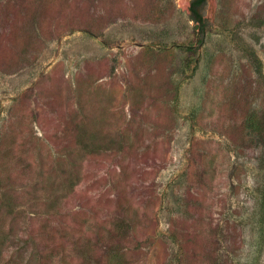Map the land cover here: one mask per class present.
Here are the masks:
<instances>
[{"label":"rangeland","instance_id":"374dc122","mask_svg":"<svg viewBox=\"0 0 264 264\" xmlns=\"http://www.w3.org/2000/svg\"><path fill=\"white\" fill-rule=\"evenodd\" d=\"M191 3L0 0V264L247 247L264 0H208L204 24Z\"/></svg>","mask_w":264,"mask_h":264},{"label":"trees","instance_id":"16d2710c","mask_svg":"<svg viewBox=\"0 0 264 264\" xmlns=\"http://www.w3.org/2000/svg\"><path fill=\"white\" fill-rule=\"evenodd\" d=\"M207 1L208 0H193L191 3V19L198 24H204L206 21L201 10L206 5ZM202 33L204 34V30ZM248 145H251V143H248L247 146ZM236 149L238 150L237 147ZM249 149L252 150V146ZM254 162L257 165L256 170L258 172L253 178L252 185V191H254L256 198L251 212L250 223V230L253 235L248 244H246L247 247L244 248L242 252L239 251L241 248L237 246L229 248L227 255H229L228 257L231 264H264V147L261 150V156L257 157V160ZM214 260L216 261V257Z\"/></svg>","mask_w":264,"mask_h":264},{"label":"flooded vegetation","instance_id":"af4514ba","mask_svg":"<svg viewBox=\"0 0 264 264\" xmlns=\"http://www.w3.org/2000/svg\"><path fill=\"white\" fill-rule=\"evenodd\" d=\"M193 1V0H192Z\"/></svg>","mask_w":264,"mask_h":264}]
</instances>
